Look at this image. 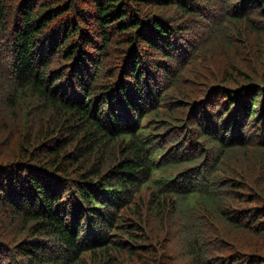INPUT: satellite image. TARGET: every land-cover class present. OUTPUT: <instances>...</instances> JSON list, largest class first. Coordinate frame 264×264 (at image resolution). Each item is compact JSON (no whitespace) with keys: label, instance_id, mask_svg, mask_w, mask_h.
I'll return each instance as SVG.
<instances>
[{"label":"trees","instance_id":"16d2710c","mask_svg":"<svg viewBox=\"0 0 264 264\" xmlns=\"http://www.w3.org/2000/svg\"><path fill=\"white\" fill-rule=\"evenodd\" d=\"M263 8L0 0V264H264Z\"/></svg>","mask_w":264,"mask_h":264},{"label":"rangeland","instance_id":"374dc122","mask_svg":"<svg viewBox=\"0 0 264 264\" xmlns=\"http://www.w3.org/2000/svg\"><path fill=\"white\" fill-rule=\"evenodd\" d=\"M217 63H220V60ZM259 174L260 173L258 172L257 176ZM262 180L264 181V174H263V179ZM247 237L250 238V235H248L247 232H245V231H232L230 236H229V239H228V244H232V245H230L231 247H229L230 250H243V251H246V252H248V251L250 252V249H251L252 253H254L255 251H258L257 253H260V254L264 255V241L258 242L260 247H242L243 241H245L247 239ZM161 241H162V243L164 245L163 251L173 252V251L177 250V248L174 247L172 245V243H168L164 239H161ZM257 241H259V240H257ZM157 250H159V247H157ZM162 253H163L162 251L158 252L157 262H159V264H162V260H161V254ZM255 255H256V253H255ZM145 256H147V255H145ZM167 259H171L172 260V255L168 256ZM190 260H191L190 257L184 256L183 254L179 253L177 260L174 261L171 264H188L190 262Z\"/></svg>","mask_w":264,"mask_h":264},{"label":"bare ground","instance_id":"6f19581e","mask_svg":"<svg viewBox=\"0 0 264 264\" xmlns=\"http://www.w3.org/2000/svg\"><path fill=\"white\" fill-rule=\"evenodd\" d=\"M263 9H264V8H263ZM7 36H8V34H7ZM54 37H55V36H54ZM56 37H57V36H56ZM50 39H51V38H50ZM57 39H58V38H57ZM252 80H253V78H252ZM252 80H251V83H252ZM248 81H250V80H248ZM248 81H247V82H248ZM255 82H257V80L254 81V83H255ZM251 83H249V84H251ZM247 84H248V83H247ZM249 84H248V85H249ZM245 85H246V83H245ZM206 87H207V86H206ZM203 88H204V87H203ZM198 91H199V90H198ZM194 93H195V92H194ZM80 102H81V101H80ZM82 102H83V101H82ZM75 105H76V104H75ZM177 106H178V105H177ZM76 107H77V106H76ZM77 108H78V107H77ZM77 108H76V109H77ZM80 108H81V107H80ZM80 108H79V109H80ZM172 108H173V107H172ZM172 108H171V109H172ZM169 110H170V108H169ZM175 110H176V109H175ZM178 110H179V109H178ZM77 111H78V110H77ZM167 111H168V110H167ZM171 113H172V112H171ZM75 114H76V113H75ZM166 114H167V113H166ZM169 114H170V113H169ZM179 114H181V113H179ZM182 115H183V114H182ZM184 116H185V115H184ZM177 117H178V116H177ZM193 117H194V116H193ZM182 118H183V117H182ZM188 118H189V117H188ZM191 119H192V118H191ZM189 120H190V119H189ZM98 123H99V122H98ZM100 124H101V123H100ZM181 131H182V130H181ZM179 133H180V132H179ZM180 134L183 135V133H180ZM14 149H15V148H14ZM14 154H15V153H14ZM28 155H29V154H28ZM26 163H27V162H26ZM46 171H47V170H46ZM49 173H51V172H49ZM47 177H48V176H47ZM3 186H4V185H3ZM9 186H10V185H9ZM7 187H8V186H7ZM0 190H1V189H0ZM9 193H10V192H9ZM0 199H1V198H0ZM8 203H9V202H8ZM2 205H3V204H2ZM5 206H6V205H5ZM3 208H4V207H3ZM14 208H15V207H14ZM6 210H7V209H6ZM0 211H1V210H0ZM10 211H11V210H10ZM199 211H200V210H199ZM199 211H198V213H199ZM194 212H195V211H194ZM203 212H204V210H203ZM4 213H5V212H4ZM6 213H7V212H6ZM190 213H191V212H190ZM205 213H206V212H205ZM191 214H192V213H191ZM193 214H194V213H193ZM196 214H197V213H196ZM201 214H202V212H201ZM208 214H209V212H208ZM208 214H206V215H208ZM134 215H135V214H134ZM209 216H210V215H209ZM202 217H203V216H202ZM206 217H208V216H206ZM133 218H134V217H133ZM135 218H136V217H135ZM137 218H138V216H137ZM139 218H140V217H139ZM203 218H204V217H203ZM208 219H209V218H208ZM139 220H140V219H139ZM206 220H207V219H206ZM209 220H210V219H209ZM140 221H141V220H140ZM130 222H131V220H130ZM138 223H139V222H138ZM132 226H133V223H132ZM123 228H124V227H123ZM123 228H122V229H123ZM126 228H127V227H126ZM135 228H136V227H135ZM97 229H98V228H97ZM127 230H128V229H127ZM127 230H126V231H127ZM130 230H131V229H130ZM137 231H138V230H137ZM54 232H55V231H54ZM120 232H121V233H120ZM120 232H119V234H122V231H120ZM128 232H131V231H127V234H128ZM135 232H136V231H135ZM138 232H139V231H138ZM44 233H45V232H44ZM123 233H125V231H123ZM129 234H130V233H129ZM134 234H135V233H134ZM134 234H133V236H134ZM123 235H124V234H123ZM130 235H132V233H131ZM78 236H79V235H78ZM120 236H121V235H120ZM39 237H41V236L39 235ZM47 237H48V236H47ZM116 237H117V236H116ZM127 237H128V236H127ZM129 237H130V236H129ZM142 237H143V236H142ZM57 238H58V237H57ZM133 238H134V237H133ZM257 238H258V237H257ZM40 239H41V238H40ZM129 239H130V238H129ZM131 239H132V237H131ZM42 240H43V239H42ZM46 240H48V239H46ZM46 240H45V241H46ZM54 240H55V239H54ZM56 240H57V239H56ZM117 240H119V239H117ZM49 242H51V241H49ZM121 242H122V241H121V238H120V243H121ZM54 243H55V242H54ZM51 244H52V243H51ZM48 245H49V244H48ZM121 245H122V244H121ZM121 245H120V246H121ZM120 246H118V247H120ZM62 247H63V246H62Z\"/></svg>","mask_w":264,"mask_h":264}]
</instances>
